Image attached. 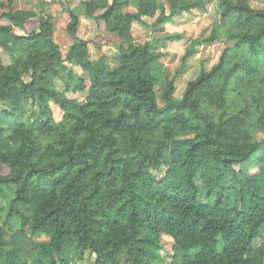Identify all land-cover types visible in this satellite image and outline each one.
Here are the masks:
<instances>
[{"label": "trees", "instance_id": "obj_1", "mask_svg": "<svg viewBox=\"0 0 264 264\" xmlns=\"http://www.w3.org/2000/svg\"><path fill=\"white\" fill-rule=\"evenodd\" d=\"M15 1L0 0V264H164L151 257L165 236L170 264H264V9L216 0L203 43L229 46L176 97L175 77L155 89L154 43L183 37L139 45L132 24L154 34L210 0H86L60 16ZM81 16L120 41L113 66L90 57Z\"/></svg>", "mask_w": 264, "mask_h": 264}, {"label": "rangeland", "instance_id": "obj_2", "mask_svg": "<svg viewBox=\"0 0 264 264\" xmlns=\"http://www.w3.org/2000/svg\"><path fill=\"white\" fill-rule=\"evenodd\" d=\"M81 0H16L12 6V10H33L36 14L40 10H45L46 13L53 16H60L63 8H73L78 5ZM250 4L258 9H264V0H249ZM166 0H160V4L164 7ZM7 7L0 9V12L6 11ZM134 11L132 8H124V12ZM220 11L216 0H210L206 5V11L201 9L191 10L189 13H182L181 16H176L174 21L165 25V28H158L154 34H151L146 27L134 24L132 26V35L135 42L139 45L148 43L149 45L158 48L159 52L165 54L163 58L159 59L154 65V74L157 78L155 84L156 91L161 90L162 83L166 76L170 78L175 77L176 97H180L185 89L187 83L197 76L200 70L205 72L215 65L222 50L229 46L227 40L216 43L212 46H207L203 43V40L210 35L214 22L219 20ZM152 19H146L148 24L152 23ZM83 36L87 39L94 40L89 44L90 57L92 59L98 57L101 54H105L109 58V62L113 66L116 46H113L112 42L107 40L106 35L100 33L94 22L91 20L82 21ZM18 34L22 32L16 30ZM79 33V32H78ZM182 34V39L178 41H166L165 43H154L156 39L171 35ZM80 36V35H79ZM60 46H66L72 42L71 38L61 29L56 33L55 39ZM154 43V44H152ZM96 44V45H95ZM105 46V47H104ZM105 48V49H104ZM62 50H64L62 48ZM0 57L6 58L5 53L0 49ZM184 58V61H183ZM184 62V63H183ZM78 100H83L85 94H74ZM158 105L162 106V103L158 101ZM25 119L31 122L36 114V108L31 106L30 103H24ZM20 119L10 120L11 123L19 122ZM237 171L244 170L240 166H235ZM256 170L251 171L250 174H254ZM200 201H204L203 196ZM4 204V201H1ZM38 240L48 242V239L41 236ZM262 241H258L259 245ZM163 246L165 252L152 255V260L163 262L164 264H170L171 259L168 256L172 255V240L169 237H163ZM95 257L86 252L83 259L78 264H94Z\"/></svg>", "mask_w": 264, "mask_h": 264}, {"label": "crops", "instance_id": "obj_3", "mask_svg": "<svg viewBox=\"0 0 264 264\" xmlns=\"http://www.w3.org/2000/svg\"><path fill=\"white\" fill-rule=\"evenodd\" d=\"M82 1H86V0H81L80 2H82ZM163 1V0H162ZM79 2V3H80ZM79 3H78V5H79ZM77 5V6H78ZM76 6V7H77ZM76 7H73V8H70V9H74V8H76ZM127 8V7H126ZM129 8V7H128ZM134 10V9H133ZM24 11H28L27 9H24ZM128 12V11H127ZM134 11H132V12H130V13H133ZM48 14V13H47ZM49 15V14H48ZM182 14H180V15H178V17L179 16H181ZM50 16H53V15H50ZM176 18V17H175ZM175 18H173V21H174V19ZM83 20H91V19H89V18H87V17H84V16H81L80 17V19H79V33H78V35H80L79 36V38H81V39H87L85 36H83V33H81L83 30H82V21ZM92 21V20H91ZM93 22V21H92ZM173 23V22H172ZM134 24H138V23H133L132 24V26L134 25ZM167 24H169V23H167ZM140 25V24H139ZM165 25L166 24H164V25H162V27L160 28V30L161 29H163V28H165ZM59 31V29L58 30H56L55 32H54V39H55V36H56V33ZM132 33V32H131ZM179 35H181L182 36V34H179ZM133 36V35H132ZM106 38H107V40H109V41H111L112 42V44H113V46H117L118 44H119V40H118V38L115 36V35H111V34H107L106 35ZM134 38V37H133ZM135 40V39H134ZM55 41V43L56 44H58V42L56 41V40H54ZM136 43V42H135ZM71 44H72V42L70 43V44H68V45H66L65 47L63 46H60L59 44V46H60V50H61V53L64 55L65 53H66V51L68 50V48L71 46ZM96 45V44H95ZM105 47V46H104ZM62 48L64 49V50H62ZM105 49V48H104ZM114 63H115V61H114ZM109 64L111 65V63L109 62ZM63 65L64 66H66V67H70V68H72V70L75 72V73H78V70H77V68L75 67V66H69V64H67V63H63ZM76 94H78V93H76ZM72 96H74V94H67V97L68 98H70V99H76V100H78L77 98H75V97H72ZM86 96V95H85ZM85 99V98H84ZM84 99L83 100H78L80 103H82L83 101H84Z\"/></svg>", "mask_w": 264, "mask_h": 264}]
</instances>
